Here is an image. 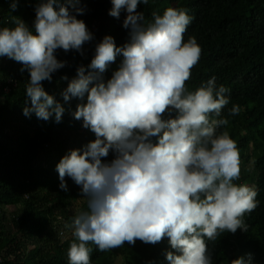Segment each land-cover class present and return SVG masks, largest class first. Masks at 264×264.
<instances>
[{
    "label": "clouds",
    "instance_id": "1",
    "mask_svg": "<svg viewBox=\"0 0 264 264\" xmlns=\"http://www.w3.org/2000/svg\"><path fill=\"white\" fill-rule=\"evenodd\" d=\"M148 3L111 0L109 15L119 19L125 12L122 26L129 40L117 46L104 35L87 69L77 66L61 93L65 102L86 96L72 115L95 135L56 166L59 187L67 191L65 177L71 178L87 205L72 219L68 264H91L89 244L103 252L165 238L175 250L165 252L169 264H212L206 241L237 229L247 232L244 216L258 204L257 184L235 183L241 174L239 149L245 147L238 148L227 130L218 131L229 124L222 116L229 89L218 86L215 76L195 90L186 86L202 51L194 37L184 40L193 17L185 8L167 7L146 21L138 6ZM84 12L82 0H39L34 31L19 17L10 18L11 27H0V57L29 73L25 116L34 112L38 119L61 121L64 108L42 82L66 66L55 55L58 49L83 55L84 44L94 39L78 18ZM118 55L119 67L105 80ZM239 112L233 105L229 115ZM110 150L113 158L103 160ZM230 264L249 261L237 257Z\"/></svg>",
    "mask_w": 264,
    "mask_h": 264
},
{
    "label": "trees",
    "instance_id": "2",
    "mask_svg": "<svg viewBox=\"0 0 264 264\" xmlns=\"http://www.w3.org/2000/svg\"><path fill=\"white\" fill-rule=\"evenodd\" d=\"M38 2L0 0V27H11L10 18L19 17L34 31ZM82 4L85 12L78 18L94 39L84 44L83 55L58 49L55 55L66 61V66L53 73L51 81L42 82L44 90L64 108L59 123L54 117L38 119L34 112L24 115V107H30L24 91L29 73L21 71L23 66L13 59L0 57V264H68L70 243L65 248L64 239H74L72 219L79 210L87 209L80 186L71 178L65 177L67 191L59 187L56 166L64 155L83 149L95 135L72 115L78 103L86 102V96L65 102L61 93L75 77L77 66L87 69L95 45L104 35H111L116 45L122 46L129 40V30L122 26L123 10L119 19L109 15L111 0H82ZM166 5L187 9L193 19L184 40L194 37L202 50L187 88L195 90L215 76L218 86L229 89V104L222 109L229 124L218 131L227 130L238 148L249 147L250 139L258 152L254 159L239 152L241 174L235 181L258 187L257 207L244 216L247 232L237 229L235 234L223 233L216 242L206 241L212 264H230L237 257L249 264H264V0H149L138 6V11L151 21L152 13L162 14ZM121 61L118 55L104 73L105 80ZM64 76L68 79H62ZM7 78L14 83H10V92L4 93ZM233 105L239 106V114L229 115ZM113 156L110 150L102 159L110 161ZM89 247L91 264H169L165 252L175 251L167 238L155 245L137 240L134 245L125 243L103 252L94 244Z\"/></svg>",
    "mask_w": 264,
    "mask_h": 264
},
{
    "label": "rangeland",
    "instance_id": "3",
    "mask_svg": "<svg viewBox=\"0 0 264 264\" xmlns=\"http://www.w3.org/2000/svg\"><path fill=\"white\" fill-rule=\"evenodd\" d=\"M166 7H171V5H166ZM155 140V138H153ZM249 147H245L243 149H239V152H243V154L245 155H250V157L252 159L255 158V156H257L258 152H256L253 147H252V144H251V140L249 139ZM71 240V239H70ZM70 240L68 238H65L64 239V242H63V246L66 248L68 246V244L70 243Z\"/></svg>",
    "mask_w": 264,
    "mask_h": 264
},
{
    "label": "built area",
    "instance_id": "4",
    "mask_svg": "<svg viewBox=\"0 0 264 264\" xmlns=\"http://www.w3.org/2000/svg\"><path fill=\"white\" fill-rule=\"evenodd\" d=\"M10 83L13 84L14 80H12L11 78H7L6 79V83H5L4 87H3V92L4 93L10 92V90L12 89L11 86H10Z\"/></svg>",
    "mask_w": 264,
    "mask_h": 264
},
{
    "label": "crops",
    "instance_id": "5",
    "mask_svg": "<svg viewBox=\"0 0 264 264\" xmlns=\"http://www.w3.org/2000/svg\"><path fill=\"white\" fill-rule=\"evenodd\" d=\"M0 101H1V99H0Z\"/></svg>",
    "mask_w": 264,
    "mask_h": 264
}]
</instances>
